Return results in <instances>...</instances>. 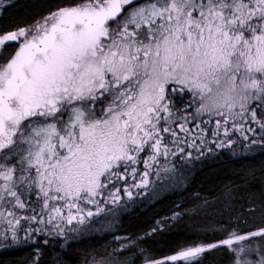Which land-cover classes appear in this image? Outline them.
Listing matches in <instances>:
<instances>
[{
	"label": "snow or ice",
	"instance_id": "snow-or-ice-1",
	"mask_svg": "<svg viewBox=\"0 0 264 264\" xmlns=\"http://www.w3.org/2000/svg\"><path fill=\"white\" fill-rule=\"evenodd\" d=\"M13 7L0 0V248L35 242L28 264H45L55 245L73 264L76 240L107 233L83 264H264V171L171 240L187 213L136 233L118 215L218 149L264 150V0Z\"/></svg>",
	"mask_w": 264,
	"mask_h": 264
},
{
	"label": "trees",
	"instance_id": "trees-1",
	"mask_svg": "<svg viewBox=\"0 0 264 264\" xmlns=\"http://www.w3.org/2000/svg\"><path fill=\"white\" fill-rule=\"evenodd\" d=\"M13 2L11 13L18 18H28L39 10L38 5L42 0H13ZM253 148V151L240 155L228 149H218L215 154H210L193 167L187 180L165 183L164 187L151 193L150 198L146 194L130 202L127 207L119 209L118 215L122 224L120 233H136L161 217L171 216L173 211L187 213L181 225L173 229V236L164 235L163 239L171 240L186 231L185 224L190 226L203 220L208 214L215 216L218 204L210 198L219 196L223 184L229 180L239 182L238 175L247 169L255 170L256 178L252 180L248 177L250 182L259 183L261 172L264 171V150L258 146ZM205 199L210 200L206 207L201 203ZM105 239L110 241L112 237L107 233H90L81 237L68 249L69 257L65 259L74 257L73 264H83L87 253ZM155 239L160 240L161 237ZM37 246L32 242L30 245L0 248V264H28ZM153 247H155L154 242ZM41 250L45 253L43 257L45 264H59L60 257L64 255L55 245Z\"/></svg>",
	"mask_w": 264,
	"mask_h": 264
}]
</instances>
